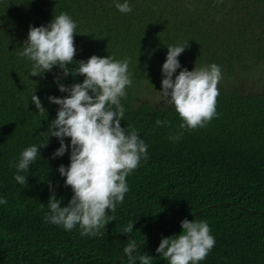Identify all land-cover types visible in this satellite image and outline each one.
Listing matches in <instances>:
<instances>
[{
  "label": "trees",
  "instance_id": "trees-1",
  "mask_svg": "<svg viewBox=\"0 0 264 264\" xmlns=\"http://www.w3.org/2000/svg\"><path fill=\"white\" fill-rule=\"evenodd\" d=\"M0 0V264H131L123 249L137 241L133 256L148 254L151 264H168L156 251L161 239L182 233L181 222L206 221L215 245L199 264H264V92L220 86L217 116L205 127L181 129L174 106H134L121 98V127L135 128L147 145V160L127 178L129 191L117 205L115 220L101 235L81 236L46 220L51 182L61 206L74 195L58 169L70 165L71 139L62 157L53 158L60 140L51 137L65 97L57 83L71 86L83 76H63L58 66L31 77L33 62L17 55L29 27L46 26L67 13L77 24L74 60L92 55L129 59L134 80L153 77L166 61L168 45L186 43L178 57L189 71L213 63L227 77L264 66V0ZM123 3L125 0H118ZM75 62L69 65L75 68ZM219 87V86H218ZM35 94L47 111L38 113ZM169 123L157 125L156 119ZM127 126H130L127 128ZM178 135L177 141L169 137ZM41 148L28 183L14 179L21 152ZM129 222L131 234L121 232ZM135 264H140L139 260Z\"/></svg>",
  "mask_w": 264,
  "mask_h": 264
},
{
  "label": "clouds",
  "instance_id": "clouds-1",
  "mask_svg": "<svg viewBox=\"0 0 264 264\" xmlns=\"http://www.w3.org/2000/svg\"><path fill=\"white\" fill-rule=\"evenodd\" d=\"M121 13H131L132 7L125 2L115 3ZM76 22L67 14L60 13L46 26H31L22 51L17 55L27 57L33 62L31 77L42 76L58 66L63 70V76H83L82 83L65 86L57 83L59 91L68 93L65 97H48L51 103L59 105L56 118L51 122V137L60 140V147L54 152L53 158L62 157L68 151L64 138L71 139L70 165H61L58 169L62 177H66L65 186H70L74 195L67 206H61L51 182L52 194L48 201L50 215L46 220L52 224L62 225L66 230H72L79 225L81 236L101 235V229L115 220L117 205L123 203L125 194L129 191L126 178L138 168L141 159L147 160L148 145L139 138L135 128L121 127L125 109L121 98L126 97V89L132 85L129 73L130 60H116L113 55L100 57L92 55L86 61L76 62L74 57ZM166 61L162 66V99L172 105L183 121L181 129L194 130L205 127L217 116L216 104L219 96L218 84L222 79L219 65L195 67L189 71L181 68L178 57L188 47L186 43L175 46L168 45ZM77 65L70 68L69 65ZM32 103L38 113L44 114L40 97L33 94ZM169 123L156 119L157 125ZM130 126H127V128ZM177 141L178 135L169 137ZM32 145L21 152L19 162L15 165L16 182L21 185L28 183L21 172L28 171L30 165L37 160L42 147ZM6 199H0V204H6ZM182 233L164 237L156 249L168 264H199L206 259L215 245V238L206 221L181 222ZM134 224L129 222L121 232L131 234ZM123 249L131 264L136 260L140 264H151L148 254L133 256L137 249V241L129 239Z\"/></svg>",
  "mask_w": 264,
  "mask_h": 264
},
{
  "label": "rangeland",
  "instance_id": "rangeland-1",
  "mask_svg": "<svg viewBox=\"0 0 264 264\" xmlns=\"http://www.w3.org/2000/svg\"><path fill=\"white\" fill-rule=\"evenodd\" d=\"M131 79L132 85L126 89V93L132 97L135 107L143 103L162 109L172 106L164 103L159 92L162 91V68L156 67L150 80L148 78H142L139 81ZM218 86V88L223 86L225 89H239L242 92H264V66L255 67L247 73L238 72L230 78L222 73V79Z\"/></svg>",
  "mask_w": 264,
  "mask_h": 264
}]
</instances>
